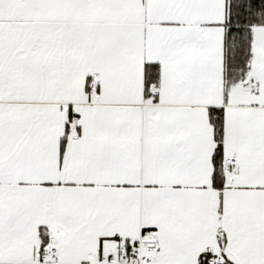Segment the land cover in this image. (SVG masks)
Instances as JSON below:
<instances>
[{
  "label": "snow or ice",
  "instance_id": "snow-or-ice-1",
  "mask_svg": "<svg viewBox=\"0 0 264 264\" xmlns=\"http://www.w3.org/2000/svg\"><path fill=\"white\" fill-rule=\"evenodd\" d=\"M0 264H264V0H0Z\"/></svg>",
  "mask_w": 264,
  "mask_h": 264
}]
</instances>
